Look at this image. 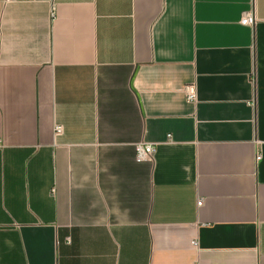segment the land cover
Segmentation results:
<instances>
[{"label":"crops","instance_id":"0c3cea01","mask_svg":"<svg viewBox=\"0 0 264 264\" xmlns=\"http://www.w3.org/2000/svg\"><path fill=\"white\" fill-rule=\"evenodd\" d=\"M0 264H264V0H0Z\"/></svg>","mask_w":264,"mask_h":264},{"label":"built area","instance_id":"2783aa9c","mask_svg":"<svg viewBox=\"0 0 264 264\" xmlns=\"http://www.w3.org/2000/svg\"><path fill=\"white\" fill-rule=\"evenodd\" d=\"M256 21H257V17L255 16L253 9L246 11L241 18V23L244 25H254ZM185 93H186L188 100H191V101L196 100V90H195L194 85H187L185 87ZM62 131H63V128L61 125L55 126L56 134H61ZM136 150H137L136 152L137 161L151 160L155 152V145L152 143H140L137 145ZM260 158L261 156L260 154H258L257 159H260ZM197 204L200 206L202 204V200H199ZM193 244H197V242L194 241Z\"/></svg>","mask_w":264,"mask_h":264}]
</instances>
